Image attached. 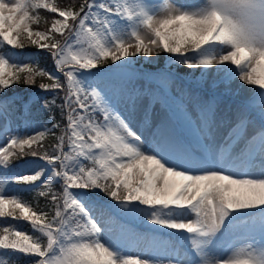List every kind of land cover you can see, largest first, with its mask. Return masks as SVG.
<instances>
[{
  "label": "snow or ice",
  "instance_id": "obj_1",
  "mask_svg": "<svg viewBox=\"0 0 264 264\" xmlns=\"http://www.w3.org/2000/svg\"><path fill=\"white\" fill-rule=\"evenodd\" d=\"M208 3L84 0L77 9L49 0H0V185H7L0 187V217L22 219L32 229L0 225V264H19L21 255L29 257L24 264H264V48L241 42L264 36V0ZM40 9L57 17L46 31L31 27L40 22ZM25 41L47 51L61 75L41 68L31 54L12 51ZM165 53L168 63L201 70L189 81L197 87L210 78V101L187 89L169 96L173 74L158 91L120 75L131 58L154 64L152 58ZM109 60L114 69L92 71ZM37 77L51 81L41 90L65 93L59 108L66 126L54 122L24 134L5 90L33 85ZM245 84L257 87L245 90ZM186 99L194 101L195 116ZM157 103L168 117L154 125ZM49 135L53 141L46 144ZM25 156L44 163L11 165ZM21 183L34 186L17 187ZM34 191L51 212L22 199ZM125 218L147 223L146 238L168 254H124L110 229L139 238ZM257 226L259 247L251 235ZM240 236L249 246L232 255Z\"/></svg>",
  "mask_w": 264,
  "mask_h": 264
},
{
  "label": "rangeland",
  "instance_id": "obj_2",
  "mask_svg": "<svg viewBox=\"0 0 264 264\" xmlns=\"http://www.w3.org/2000/svg\"><path fill=\"white\" fill-rule=\"evenodd\" d=\"M50 3H54V0H49ZM99 2V0H98ZM57 18V17H56ZM51 26V25H50ZM34 31H43L41 29L38 30H34ZM12 51H16V52H20V50L17 49H12ZM25 54H31V56L34 57L33 52L31 51H26L24 52ZM168 54H166L167 56ZM133 63L132 65L125 69L124 72L120 75H122V77L126 80L130 79L132 81V83L136 86H138L141 89L144 88H148L150 90L153 91H157L160 90V85H161V81L168 76V74H173L169 80L170 83V89L168 91V95L176 98L179 96L180 94V90L181 89H187L192 93H199V96L202 98L203 101H210L212 99V92L211 89L209 87V82H210V78L206 79L203 82V86L202 87H197V85H194L192 83H190V80H193V78H191L192 76L189 75H184V74H179L178 70L176 69V64L173 63H168L165 59V61L163 62V64L161 66H158V63H154V64H148L147 62H145V58L143 57H135V58H131ZM152 59H156V57H153ZM120 63H124V61H120ZM115 65H109V66H105V67H101V66H97L96 69H93L92 71L95 72H100L103 70H111L114 69ZM15 69H9V71H14ZM52 73H54L55 75H61L59 72L56 71V69L54 68L52 71H50ZM144 73H148L150 74V76L145 77L143 74ZM108 75H112L111 72L108 73ZM136 76V77H135ZM148 81V82H147ZM151 82V83H149ZM240 82L238 81V79L234 82V86L235 84H239ZM172 84V86H171ZM174 85V86H173ZM177 86V87H176ZM252 87H257V86H249V85H244L245 90L252 88ZM227 101L225 100V103ZM186 106H187V110L189 112L192 111L191 107L192 104H194V101L185 100ZM225 103H221L220 108H224L225 107ZM224 105V106H223ZM191 106V107H190ZM161 108V105L159 103H157L153 110L155 108ZM165 115H167L166 117H168V112L167 110L164 111ZM222 112V111H220ZM153 122L159 123V120H157V116L156 113H153ZM164 116V113H162ZM194 116V115H193ZM98 118H100L98 116ZM139 119V118H138ZM13 120L14 119V115H13ZM154 123V124H156ZM175 123V122H173ZM174 127V124H173ZM45 128L47 129H51L52 125L50 124V122L48 121V119L44 120V121H36L34 123L30 122L29 124L25 125L24 128L21 130L22 133L24 134H33L39 131H43ZM175 128V127H174ZM176 129V128H175ZM181 131L182 128H180ZM222 132H225L226 129H221ZM208 138H206V140L204 141L206 144L209 145V148H211L212 150H215L214 148H212V145L214 144V142H212L213 140L210 138V140H207ZM2 142V141H0ZM29 161H36L37 163H44L42 161H38L35 159H26ZM25 161V160H24ZM23 161L20 163L22 164ZM31 187L34 185H28V184H18L17 187ZM0 187L3 188H7V185H0ZM107 200V199H104ZM112 203H116L115 201H112ZM133 232L137 233L139 238L133 240L131 239L129 233L127 232H123L121 231L119 228H112L110 229V236L111 239L113 241H117L119 242L122 246H123V251L124 254L130 255L132 257H137V256H144V257H158L160 259H163L168 252L165 249V245H156L153 246L150 242V240L148 238H146V236L144 235L148 228L149 225L147 223H143L139 220H132L130 218H125L124 221ZM9 224H17V221L9 223ZM152 227H157V226H152ZM171 231V230H169ZM251 235L254 236L255 238V247H259L260 244V240H261V232L259 230V227L257 226L254 230H252ZM102 242L104 239H108V236H104L103 231H102ZM246 237L245 236H240L238 238V240L235 242L237 244V248L236 250L232 253V255H237L240 252L241 248H246L248 247V243H246ZM240 258H246L243 254H240Z\"/></svg>",
  "mask_w": 264,
  "mask_h": 264
},
{
  "label": "trees",
  "instance_id": "obj_3",
  "mask_svg": "<svg viewBox=\"0 0 264 264\" xmlns=\"http://www.w3.org/2000/svg\"><path fill=\"white\" fill-rule=\"evenodd\" d=\"M54 3L60 4L61 6H67L69 3L74 4L77 9L79 8V5L84 3V0H54ZM39 15L41 16V20L37 24H32L31 27L33 30L41 29L43 31H46L48 28H50L51 20L56 18V15L51 13L48 10L40 9ZM45 21H48V23H45ZM57 39L64 41V37L59 36L57 34ZM21 50V49H18ZM21 51H31L34 54V57L38 58L39 60V66L41 68L47 69L48 71H52L54 68V63L52 60V57L47 53V51H42L39 48H37L34 45H30L27 41H25V47ZM166 53L162 54L160 57H156V60H158V66H161L163 62L165 61ZM112 62L109 60L105 64H100L102 66L110 65ZM34 66V65H33ZM176 69L179 73L187 74L192 76V81L195 80V77L192 75V73H199L200 69H188L181 65H176ZM63 79V78H62ZM41 83L49 84L51 81L45 78H36L35 84L28 85L25 83H14L9 89L5 90L7 92V95L11 97V100L14 101V119L16 124L20 125L22 130L24 126L26 125L24 123L25 120L28 122H36V121H44L45 119L50 122L52 125L55 123H60L62 126H66V120L61 115V111L59 108V105L61 103V99L64 96L63 91H43L39 88V85ZM196 84V83H192ZM0 98H4L3 94H0ZM53 98L56 99V105H51V101ZM45 101H48L49 104L45 105ZM25 106H27V112H25ZM54 118V119H53ZM55 135H60V129L55 130ZM53 141V137L49 135L45 138L46 144H51ZM37 159L36 157L32 156H25L20 159H14L11 160V165L20 164L23 160L26 159ZM6 186V185H4ZM33 187V186H32ZM58 186L54 185V189ZM27 188V187H24ZM99 191V190H97ZM101 198H108L104 195L103 192L100 193ZM22 199H25L29 201L33 205H39V208L43 211L51 212V205L50 202H48L45 198L39 197L37 195V192H26L23 193ZM17 221V224L24 227L25 232L32 233L31 227L27 224V222L21 220H16L13 217H0V225L9 224L12 222ZM39 235V234H37ZM29 257L21 255V258L19 260V264H24V261L28 259Z\"/></svg>",
  "mask_w": 264,
  "mask_h": 264
},
{
  "label": "bare ground",
  "instance_id": "obj_4",
  "mask_svg": "<svg viewBox=\"0 0 264 264\" xmlns=\"http://www.w3.org/2000/svg\"><path fill=\"white\" fill-rule=\"evenodd\" d=\"M136 77V76H135ZM148 82V81H147ZM149 83H151V82H149ZM171 86H172V84H171ZM174 86V85H173ZM177 87V86H176ZM158 91V90H157ZM144 103H147V97H145V99H144ZM224 106V105H223ZM191 107V106H190ZM191 109H192V114L195 116V109H194V104H192V107H191ZM166 109H163V108H160V107H158V108H155L154 110H152L153 111V113H156V116H157V120H159V122L161 121V120H163V119H166L167 117V115H165V111ZM220 111H222V112H219V116L220 117H223L224 115H225V112H224V108H220ZM162 113H164V116H163V114ZM153 121H154V119H153ZM153 123H156V122H153ZM173 124H174V127L176 128H174L173 127ZM155 125V124H154ZM172 127L175 129V131L178 133V134H181V135H186V132H185V130L180 126V124H178V123H173L172 122ZM180 128H182V130L183 131H181L180 130ZM222 132V130L220 129L219 130V133H221ZM219 135V134H218ZM206 140V139H205ZM207 140H210V138H208ZM213 142V141H212ZM212 145V148H214L215 149V146L213 145V144H211ZM211 149V148H210ZM217 160H220V154H219V152L217 151ZM135 240V239H134Z\"/></svg>",
  "mask_w": 264,
  "mask_h": 264
},
{
  "label": "clouds",
  "instance_id": "obj_5",
  "mask_svg": "<svg viewBox=\"0 0 264 264\" xmlns=\"http://www.w3.org/2000/svg\"><path fill=\"white\" fill-rule=\"evenodd\" d=\"M204 7H210L208 0H205ZM243 44L257 49L264 48V36H254L241 41Z\"/></svg>",
  "mask_w": 264,
  "mask_h": 264
}]
</instances>
